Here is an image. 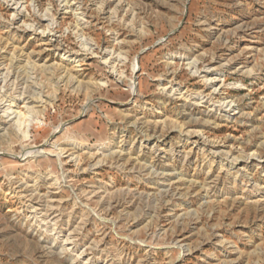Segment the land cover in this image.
Returning a JSON list of instances; mask_svg holds the SVG:
<instances>
[{
  "label": "rangeland",
  "instance_id": "obj_1",
  "mask_svg": "<svg viewBox=\"0 0 264 264\" xmlns=\"http://www.w3.org/2000/svg\"><path fill=\"white\" fill-rule=\"evenodd\" d=\"M0 264H264V0H0Z\"/></svg>",
  "mask_w": 264,
  "mask_h": 264
},
{
  "label": "bare ground",
  "instance_id": "obj_2",
  "mask_svg": "<svg viewBox=\"0 0 264 264\" xmlns=\"http://www.w3.org/2000/svg\"><path fill=\"white\" fill-rule=\"evenodd\" d=\"M135 63H136V65H137V60L135 59ZM133 69L136 71V66H135V64H134V66H133ZM133 86V85H132ZM134 89V88H133ZM19 125H21V123H20V121L18 120V122H17ZM59 128H60V126L54 131V133L53 134H55L58 130H59ZM29 153H32V154H36V152H24V154H23V156H26V155H28ZM37 154H38V152H37Z\"/></svg>",
  "mask_w": 264,
  "mask_h": 264
},
{
  "label": "water",
  "instance_id": "obj_3",
  "mask_svg": "<svg viewBox=\"0 0 264 264\" xmlns=\"http://www.w3.org/2000/svg\"><path fill=\"white\" fill-rule=\"evenodd\" d=\"M175 32H176V30H174L173 32H171V33L169 34V36H171V35L174 34ZM70 123H71V122H68V123H66V124L61 125L60 128H59V130H58L55 134H53V135L51 136V138L54 137V135L60 133V132L65 128V126L69 125Z\"/></svg>",
  "mask_w": 264,
  "mask_h": 264
}]
</instances>
